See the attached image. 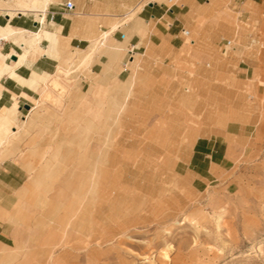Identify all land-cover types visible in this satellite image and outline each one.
Instances as JSON below:
<instances>
[{
    "label": "rangeland",
    "instance_id": "rangeland-1",
    "mask_svg": "<svg viewBox=\"0 0 264 264\" xmlns=\"http://www.w3.org/2000/svg\"><path fill=\"white\" fill-rule=\"evenodd\" d=\"M149 7L166 38L128 46L118 77L76 57L60 100L39 78L14 102L0 264H264V0H137L116 24L144 35Z\"/></svg>",
    "mask_w": 264,
    "mask_h": 264
},
{
    "label": "crops",
    "instance_id": "crops-1",
    "mask_svg": "<svg viewBox=\"0 0 264 264\" xmlns=\"http://www.w3.org/2000/svg\"><path fill=\"white\" fill-rule=\"evenodd\" d=\"M14 1V6H8L10 2L0 0V35L7 37L1 38L6 42L0 44V110L12 107L14 102L18 104L21 99L34 100L37 90L42 87L39 78L45 74L57 75L61 66L76 57L80 67L89 68L92 73L102 74L106 69V74L118 77L121 74L118 67L124 61L128 46L157 45L166 38L160 13L153 14L151 7L147 10L150 19L145 22L144 35L140 34L144 27L139 20L144 18L134 17L133 12L125 18V21L130 20L128 27L116 24L122 14L135 7L137 0H71L74 3L72 10L58 6L66 0H48L44 9L34 4V0L28 4ZM1 14L7 17L2 18ZM119 30L125 31L122 38L117 36ZM39 31L42 32L41 40L23 59L25 40ZM136 54L140 53L133 50V59L128 65H134ZM54 71L56 74L51 73ZM200 146V140H196L194 155ZM22 183V166L18 162L9 160L0 164L2 210L10 208L14 191ZM6 226L7 222L0 219V245L14 249L4 241Z\"/></svg>",
    "mask_w": 264,
    "mask_h": 264
},
{
    "label": "bare ground",
    "instance_id": "bare-ground-1",
    "mask_svg": "<svg viewBox=\"0 0 264 264\" xmlns=\"http://www.w3.org/2000/svg\"><path fill=\"white\" fill-rule=\"evenodd\" d=\"M47 1L48 0H34V4H38L40 8L44 9V8H46L45 3ZM41 36H42V32L39 31L37 33L31 34L25 40L26 48H25V52L22 56L23 59H25L29 50H31V48H33V46H35V44L41 40ZM61 73H62V71L60 70V72L55 76L50 77L49 75L45 74L40 78L41 81H43L44 83L48 82L47 85H49L47 87V89L44 90L43 97L48 98V97H51L54 92H58L59 94L56 93V95H55V100H58L59 98H61L62 93H63V95L65 94L64 93L66 90L65 86L63 85V83L61 82L60 77H59ZM37 103H38V101H37ZM16 112H17L16 103H14V105L12 107L5 108V109L0 111V130H6L4 127V124L13 123L17 119Z\"/></svg>",
    "mask_w": 264,
    "mask_h": 264
},
{
    "label": "built area",
    "instance_id": "built-area-1",
    "mask_svg": "<svg viewBox=\"0 0 264 264\" xmlns=\"http://www.w3.org/2000/svg\"><path fill=\"white\" fill-rule=\"evenodd\" d=\"M62 5L66 10H72L74 8V3L71 0H66ZM183 34L186 36L189 34V31L185 30Z\"/></svg>",
    "mask_w": 264,
    "mask_h": 264
},
{
    "label": "water",
    "instance_id": "water-1",
    "mask_svg": "<svg viewBox=\"0 0 264 264\" xmlns=\"http://www.w3.org/2000/svg\"><path fill=\"white\" fill-rule=\"evenodd\" d=\"M15 58V56H12V59H14ZM29 107V105L28 104H26L25 105V108H28Z\"/></svg>",
    "mask_w": 264,
    "mask_h": 264
}]
</instances>
